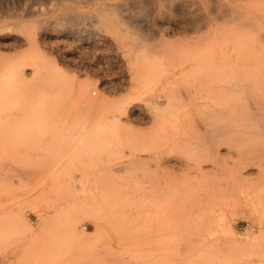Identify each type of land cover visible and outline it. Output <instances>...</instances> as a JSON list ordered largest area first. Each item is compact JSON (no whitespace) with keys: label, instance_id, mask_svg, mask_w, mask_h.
Returning a JSON list of instances; mask_svg holds the SVG:
<instances>
[{"label":"rangeland","instance_id":"374dc122","mask_svg":"<svg viewBox=\"0 0 264 264\" xmlns=\"http://www.w3.org/2000/svg\"><path fill=\"white\" fill-rule=\"evenodd\" d=\"M97 23L59 32L40 86L0 45V264H264V33L258 70L232 48L171 79L163 47Z\"/></svg>","mask_w":264,"mask_h":264},{"label":"bare ground","instance_id":"6f19581e","mask_svg":"<svg viewBox=\"0 0 264 264\" xmlns=\"http://www.w3.org/2000/svg\"><path fill=\"white\" fill-rule=\"evenodd\" d=\"M60 11H62V15H59ZM49 12L51 16H45ZM101 20L114 23L117 31H123L126 34L139 32L142 36L140 42L136 41L139 48H150L151 51L154 46L163 47L164 51L162 52L167 54L166 58L169 60L168 75L164 77L168 76L171 79L183 77L190 68L194 67L198 68L197 76L191 73L196 77L200 76L199 80H202V70H206L209 65L216 68L219 63L218 60L222 59L221 57L229 59L231 53L239 49H241L239 50L241 52L237 53L241 59L239 63L235 62L237 57L234 62L231 61L233 66L230 65L231 63L229 64L232 66H229V72L233 71L234 63L238 65L242 63V66H248L249 68V64L251 66L254 62V57L255 60L256 58L262 60L253 53L257 49L256 46L258 47V44L262 43V37L260 36L261 33H264V0H0V39L2 40H0V45L8 49L18 50L21 53L18 58L7 66L8 71L5 70L6 73L12 78L24 81V67L27 66L32 71L30 83L40 86L43 83L41 70L45 67L42 52L46 48L54 46L59 32L65 30L73 34L90 33L92 32L90 30L96 28L97 22ZM61 25H63L62 28ZM103 28L105 29V27ZM96 31L98 32V30ZM18 34H21V38H18V41L13 40ZM153 39H157V41ZM251 45H253V48ZM161 47L159 48L161 49ZM232 48H234V51ZM120 50L122 51V49ZM258 50L255 52H258ZM145 51L147 50L145 49ZM154 52H156L155 49ZM259 52L262 53V51ZM260 53L256 54L261 55ZM154 55L156 54L154 53ZM260 60L257 63L260 64L261 62L264 65L262 63L264 61ZM223 61L222 59L221 62ZM126 62H130L131 66L136 65L138 69L139 67L141 70L143 69V72H141L146 79L149 80L152 77L154 68L152 56L140 62L137 56L127 57ZM213 64L217 65L213 66ZM258 64L256 66L261 67V64ZM205 65L208 66L205 67ZM202 67L205 68L202 69ZM210 67L209 69H211ZM253 67L250 68L253 70L259 69V67H255V63ZM239 68L242 70L241 67ZM216 71L215 76H218L219 71L217 68ZM242 71H244V68ZM207 74L204 78L208 77ZM244 74L246 75V73ZM150 84L152 83L150 82ZM136 85L133 86L140 87ZM86 87L79 86L76 94L84 99L86 103L94 104L95 100L92 101L86 94ZM257 90L262 93V96L257 94L262 97L261 99L257 96L258 99H261L257 104L258 115L264 116V85H260ZM36 92L38 95L41 94L38 88ZM219 137L222 136L219 134ZM215 144L218 145V143ZM214 148L218 147L215 145ZM213 150H208L210 151V157H215Z\"/></svg>","mask_w":264,"mask_h":264}]
</instances>
